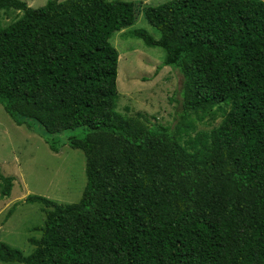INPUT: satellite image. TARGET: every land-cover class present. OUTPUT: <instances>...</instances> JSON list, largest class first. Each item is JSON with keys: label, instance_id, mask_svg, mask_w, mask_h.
Segmentation results:
<instances>
[{"label": "trees", "instance_id": "trees-1", "mask_svg": "<svg viewBox=\"0 0 264 264\" xmlns=\"http://www.w3.org/2000/svg\"><path fill=\"white\" fill-rule=\"evenodd\" d=\"M139 3L46 0L0 28V105L16 126H37L85 158L78 202L48 209L32 251L0 242L16 264H264V2L169 0L142 6L179 78L172 127L117 111L116 49L110 38L136 21ZM177 97V98H175ZM220 123L200 130L205 118ZM15 178L0 168V200ZM14 207L6 214L11 216Z\"/></svg>", "mask_w": 264, "mask_h": 264}, {"label": "rangeland", "instance_id": "rangeland-1", "mask_svg": "<svg viewBox=\"0 0 264 264\" xmlns=\"http://www.w3.org/2000/svg\"><path fill=\"white\" fill-rule=\"evenodd\" d=\"M21 1L33 9L46 3V0ZM123 1L139 3L140 7L134 24L110 38V44L119 54L117 111L129 116L142 113L147 116L148 125L172 127L175 105L170 99L178 90L179 78L168 67L159 69L164 58L163 50L146 47L141 40L133 38L135 31L142 30L158 39V32L145 21L141 7L157 6L169 0ZM20 15L18 11H0V28L7 27ZM221 120L220 116L213 121L205 118L197 123V128L209 130ZM27 123L37 129L34 123ZM33 128L16 126L0 105V168L4 176L15 178L10 196L0 200V242L18 249L25 256L33 248L28 239L40 236L32 229L43 225L48 210L38 204H25V198L36 195L60 205L72 204L78 202L86 183L83 153L62 145L71 132L53 137L60 143L58 152L54 153ZM12 207L11 216L6 218Z\"/></svg>", "mask_w": 264, "mask_h": 264}]
</instances>
